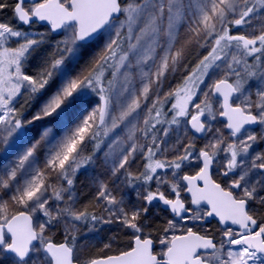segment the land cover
<instances>
[{"label": "snow or ice", "instance_id": "1", "mask_svg": "<svg viewBox=\"0 0 264 264\" xmlns=\"http://www.w3.org/2000/svg\"><path fill=\"white\" fill-rule=\"evenodd\" d=\"M261 143L264 0H0V149L18 153L0 166V264H264ZM98 160L107 179L78 207ZM80 225L127 239L85 252Z\"/></svg>", "mask_w": 264, "mask_h": 264}, {"label": "rangeland", "instance_id": "2", "mask_svg": "<svg viewBox=\"0 0 264 264\" xmlns=\"http://www.w3.org/2000/svg\"><path fill=\"white\" fill-rule=\"evenodd\" d=\"M254 25L258 28L260 25V21H254ZM40 31H44L43 28L40 29ZM59 39V37L57 38ZM51 53L50 48H46L42 50L39 54H33V56L30 58V63H27L25 65L27 71L29 74H35L37 71H39L44 59L47 55ZM195 55V52L193 53ZM84 60L81 61L79 64L69 65V71L71 75H75L80 68L83 66ZM169 83H175V81H168L165 84V90H167V85ZM256 82L253 81V84ZM253 90H255L253 88ZM52 89L50 88L45 94L41 97H39L37 100L30 103V105L27 107L26 114L27 116H31L34 112H36L41 104L44 102L45 99H47L48 95ZM21 104L24 103V97H20ZM78 109L72 108L69 109L67 113V120L69 123H71L75 117L77 116ZM51 118L46 120L37 121L32 126L33 133L37 132L41 127L44 125L50 123ZM219 117L217 118V122H215V126L220 127L222 126L219 122ZM257 132L260 131L259 128L256 129ZM169 145L173 144L175 142V134H173L169 138ZM199 143V142H198ZM261 145V148L264 149V143L259 144ZM257 145V146H259ZM256 147V146H255ZM18 153H13L12 155H7L3 152L2 149H0V166L8 164L10 161H13L15 158V155ZM42 160V157L40 158ZM107 179L106 175V165L103 164L101 161H96L94 164L89 165L87 169H84L79 174L78 178L75 180L72 190V195L74 197V200L76 201V204L78 207H82L83 205L87 204L94 193L96 183L99 180ZM117 194H122L124 196V199L128 202H135V192L131 189L124 188V187H118L117 188ZM79 232L77 235L79 245L85 252H93V253H100V250L103 249L104 245L108 243L110 239L113 240V248L116 247L118 243L123 242L127 238L120 235L118 232L115 231L116 226H108V225H97L94 229H89L86 225H80ZM112 228V231H109V228ZM119 236V240H116L115 237ZM111 254V253H109Z\"/></svg>", "mask_w": 264, "mask_h": 264}, {"label": "flooded vegetation", "instance_id": "3", "mask_svg": "<svg viewBox=\"0 0 264 264\" xmlns=\"http://www.w3.org/2000/svg\"><path fill=\"white\" fill-rule=\"evenodd\" d=\"M219 120H220V118H219ZM255 149H256V151H264V149L261 148V145L256 146ZM208 227H209L211 230L215 231V230L217 229L218 225H217L216 221L213 220V221L209 224Z\"/></svg>", "mask_w": 264, "mask_h": 264}]
</instances>
